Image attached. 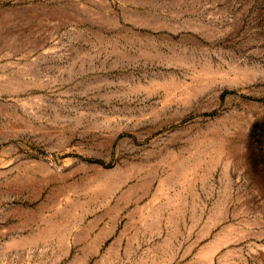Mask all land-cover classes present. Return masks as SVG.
Masks as SVG:
<instances>
[{"label":"rangeland","instance_id":"374dc122","mask_svg":"<svg viewBox=\"0 0 264 264\" xmlns=\"http://www.w3.org/2000/svg\"><path fill=\"white\" fill-rule=\"evenodd\" d=\"M0 264H264V0H0Z\"/></svg>","mask_w":264,"mask_h":264}]
</instances>
